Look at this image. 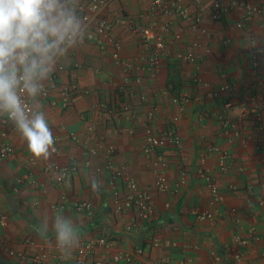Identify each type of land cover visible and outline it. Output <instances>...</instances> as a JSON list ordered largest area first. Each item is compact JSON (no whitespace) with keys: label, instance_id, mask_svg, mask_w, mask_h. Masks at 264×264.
I'll return each instance as SVG.
<instances>
[{"label":"crops","instance_id":"obj_1","mask_svg":"<svg viewBox=\"0 0 264 264\" xmlns=\"http://www.w3.org/2000/svg\"><path fill=\"white\" fill-rule=\"evenodd\" d=\"M151 1H114L102 12L113 24L110 34L127 69L114 59V44L99 45L97 38L86 39L58 62L46 84L54 78L60 86L74 84L76 91L66 106L59 90L40 98L54 139L55 151L47 160L35 157L0 116V139L5 134L3 140L14 150L0 158V215L5 217L0 264L75 263L77 249L65 259L51 232L41 240L33 230L35 223L45 217L51 223L57 214L75 222L81 245L107 241L86 254L87 264L100 259L105 264H236L237 254L242 255L239 264H264V109L259 115L252 110L254 101L264 102V0H238L255 8L249 21L234 9L218 22L211 19L209 0L200 5L181 0L189 19L154 12ZM175 1L164 3L172 7ZM88 4L80 0L83 17ZM193 18L204 34L194 29ZM128 26L162 36L164 49L154 66L153 44L144 45ZM188 55L196 57L195 64L185 59ZM178 80L183 103L171 92ZM223 86L229 90L221 98L207 97ZM227 103L231 108L224 109ZM125 107L129 111H122ZM150 111L154 116L148 121ZM225 119L228 132L221 125ZM147 126L155 133L174 130L180 147L167 140L147 157ZM224 153L227 165L220 171ZM157 156L166 162L163 169L154 165ZM52 162L69 168L59 184L46 170ZM199 169L216 181V198L198 177ZM115 172L125 178L112 182ZM160 172L168 191L154 195L153 218L130 227L135 211L116 214L113 191L125 192L126 177L141 188L150 186ZM90 178L100 182L98 192ZM84 201L93 207L91 217L74 209ZM195 212H209L212 220L199 221ZM237 236L248 245H237ZM118 254L131 260L114 263Z\"/></svg>","mask_w":264,"mask_h":264},{"label":"clouds","instance_id":"obj_2","mask_svg":"<svg viewBox=\"0 0 264 264\" xmlns=\"http://www.w3.org/2000/svg\"><path fill=\"white\" fill-rule=\"evenodd\" d=\"M80 0H0V116L6 115L27 142L28 150L47 160L54 149L53 133L40 98L58 62L83 46L87 20L79 14ZM93 191L100 182L90 178ZM41 240L51 232L65 259L80 245L75 222L57 214L33 225Z\"/></svg>","mask_w":264,"mask_h":264},{"label":"built area","instance_id":"obj_3","mask_svg":"<svg viewBox=\"0 0 264 264\" xmlns=\"http://www.w3.org/2000/svg\"><path fill=\"white\" fill-rule=\"evenodd\" d=\"M89 4L85 8V19L88 22L89 30L88 35L86 37L87 40H92L94 38H97L98 44H103L104 41H108L109 43H113L114 41L111 36V32L113 29V24L106 18L102 16V12L104 9H106L112 2L119 1V0H88ZM206 0H195L197 5H200L204 3ZM210 6H211V19L213 21H220L222 18L227 16L231 11L234 9H239L243 15L242 18L246 21H249L251 17L253 16L255 12V8L244 1H238V0H209ZM151 10L161 12L166 15H172L173 13L180 16L183 19H189V10L186 8H183L181 4V0H176L174 3V6L170 7L165 5L164 0H152L151 1ZM192 25L194 29L204 34L205 30L201 27L200 20L197 18L191 19ZM123 24V26H127V24L124 21H120L119 25ZM129 31L136 37H139L142 39L144 45L153 44V53L152 58L150 59L152 65L154 66L156 64L157 58L160 54V52L164 49V40L162 39V36L157 35L156 31H154L151 28H141L136 26H128ZM167 27L164 26L161 28V32L166 31ZM176 39H179V36H175ZM116 47V54L114 55V59L121 64L122 67H125L127 69L128 64L119 61V55H118V45L114 44ZM263 52L262 50H259V53ZM188 62L195 64L196 57L194 55H188L185 58ZM59 71L62 70V67L58 68ZM59 90L61 92V96L64 100V105H67V100L71 98V93L76 91V86L72 84L70 87L60 86L58 85L54 78L50 80L48 84L45 85L44 93L42 94L41 98L46 99L51 93H54V91ZM229 88L227 86L220 87L218 90H209L207 93V97L211 99H219L223 96L224 93L228 92ZM180 103H183L184 98L180 97L178 99ZM253 111L255 114L259 115V113L262 112L264 109V102L263 100H260L258 103L255 101L252 104ZM231 108V104L227 103L225 104L224 109ZM122 111H129L127 107L123 108ZM154 116V113L150 111L147 115V120H151ZM222 117H220L221 119ZM226 120V119H225ZM221 120V125L225 129L226 132L230 130L228 121ZM6 127L20 135L16 129L14 124L10 121V119L5 115V121H4ZM145 135H146V145L143 148V153L147 156H153L155 155L156 150L162 146L165 141H170L173 146L180 147V140L176 136V133L174 130L169 129L162 133H155L152 129H150L148 126L145 128ZM5 137V134H2V139H0V158L5 159L9 156H11L14 153L13 148L5 143L3 138ZM112 152V148L108 149V154ZM228 155L226 153L222 154L219 161V169L220 171H224L226 169V161H227ZM155 166H161V169H163L166 166V162L162 157L157 156V159L154 163ZM262 169L264 171V163L262 166ZM47 171H51L55 175L56 183L59 184L61 181L67 176L69 172V168L58 166L56 163L52 162L46 167ZM72 171L75 170L74 168L71 169ZM198 177H200L209 192L212 194L213 197L218 196V188L216 181L214 178L208 174H206L202 169H199L197 171ZM121 177L125 178L124 172H115V174L112 176V182L115 181L116 178ZM19 183H21V180H18ZM126 190L123 194H120L117 192V190L113 191V203H114V212L116 214H122L130 210L135 211V219L132 221L131 226L140 223L145 222L146 220H149L153 218L154 216V202L153 197L155 194H164L168 191V183L166 180V177L163 172H160L154 181V183L150 186L141 188L139 187L136 179L134 178H127L126 177ZM249 192H251V188L248 189ZM75 211L77 213L85 214L88 217H91L93 215V207L91 203L89 202H80L75 205L74 207ZM196 219L199 221H211L213 215L209 212L202 213V212H195L194 213ZM5 222V217L0 215V223L3 224ZM129 229V228H128ZM234 242L237 245L240 246H247L248 241L245 239H242L241 237H236L234 239ZM106 247L107 241L105 239L97 240L96 243H91L87 245H79L77 247L78 257L75 263L72 264H87L86 254L88 253H95L96 250L100 247ZM157 246V244H156ZM141 253V252H140ZM139 253V255H140ZM19 256V255H18ZM264 256V252H263ZM42 259V258H41ZM39 259L37 263L41 261ZM86 260V261H85ZM122 260L130 261L129 255L124 254H118L113 258L114 263H118ZM242 260V255L237 254L236 255V264H239V262ZM88 264H105L104 259L95 260Z\"/></svg>","mask_w":264,"mask_h":264},{"label":"trees","instance_id":"obj_4","mask_svg":"<svg viewBox=\"0 0 264 264\" xmlns=\"http://www.w3.org/2000/svg\"><path fill=\"white\" fill-rule=\"evenodd\" d=\"M183 84L178 80L176 83L173 84V87L171 89V92L173 93L174 96L177 97H182L183 95L181 94V89H182Z\"/></svg>","mask_w":264,"mask_h":264}]
</instances>
